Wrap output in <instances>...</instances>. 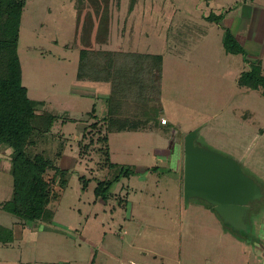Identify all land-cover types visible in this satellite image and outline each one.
Instances as JSON below:
<instances>
[{"label": "rangeland", "instance_id": "374dc122", "mask_svg": "<svg viewBox=\"0 0 264 264\" xmlns=\"http://www.w3.org/2000/svg\"><path fill=\"white\" fill-rule=\"evenodd\" d=\"M246 1L26 0L23 85L43 102L40 111L58 118L31 153L55 158L63 149L67 173L54 185L53 220L25 222L2 207L13 178L11 150L0 146V226L13 238L0 243V264H262L264 241L253 226L235 235L208 204L184 198V141L193 131L197 144L245 164L264 184V87L238 83L254 70L264 84V0ZM226 31L239 54L226 52ZM86 49L164 57L160 121L168 125L110 134L115 169L99 133H88L94 107L99 119L107 115L110 85L77 81ZM121 167L134 172L122 177ZM118 177L107 199L96 196L98 183ZM250 222L264 227V201Z\"/></svg>", "mask_w": 264, "mask_h": 264}, {"label": "trees", "instance_id": "16d2710c", "mask_svg": "<svg viewBox=\"0 0 264 264\" xmlns=\"http://www.w3.org/2000/svg\"><path fill=\"white\" fill-rule=\"evenodd\" d=\"M25 3L26 0H0V146L11 150L13 178L11 198L2 207L25 222H50L54 212L49 205L60 196L54 185L57 180L59 184L65 181L67 171L59 167L63 149L57 151L55 158L47 157L44 151L31 153L41 140L51 138L50 132L58 118L51 112L40 111L43 102L31 99L28 88L23 85L18 46ZM233 40L230 31H226L224 48L228 54H239L241 48L235 49ZM163 63L162 55L96 49L81 52L77 81L110 85L105 99L107 115L99 119L94 107L88 113L90 119L95 118L88 133H99L98 141L104 144L101 151L112 169L118 165L111 162L110 134L153 132L168 125V121L166 124L160 121L164 111L161 103ZM238 83L250 90L264 87L254 70L244 73ZM261 91L264 94V88ZM86 137L89 136L86 134L83 139ZM119 170L120 176L126 178L134 172L130 167ZM49 172L53 173L51 178L46 177ZM119 179L98 183L96 196L107 199ZM224 226L235 235H245ZM0 233V243L13 242V238H4L6 232L1 226Z\"/></svg>", "mask_w": 264, "mask_h": 264}, {"label": "water", "instance_id": "95a60500", "mask_svg": "<svg viewBox=\"0 0 264 264\" xmlns=\"http://www.w3.org/2000/svg\"><path fill=\"white\" fill-rule=\"evenodd\" d=\"M198 131L184 141V198L213 207L236 233L251 231V208L264 201V186L239 161L197 144Z\"/></svg>", "mask_w": 264, "mask_h": 264}, {"label": "crops", "instance_id": "0c3cea01", "mask_svg": "<svg viewBox=\"0 0 264 264\" xmlns=\"http://www.w3.org/2000/svg\"><path fill=\"white\" fill-rule=\"evenodd\" d=\"M248 2H249V0H247ZM247 1H246V3H247ZM82 83V82H81ZM84 83V82H83ZM89 83H93V82H89ZM98 84H100V83H98ZM101 84H107V83H101ZM109 95V94H108ZM108 97V96H107ZM106 97V98H107ZM105 98V99H106ZM105 101V100H104ZM176 137H178V136H176ZM180 138V137H179ZM243 166H245V164H243ZM245 168V167H244ZM264 182V181H263ZM263 186H264V184H262ZM250 220H251V217H250ZM251 223V222H250ZM254 225H255V223L253 224H251V226H253L252 228H255L254 230L258 233H255V234H257V236L259 237V238H261L260 240H262V241H264V227H261V231H259V229H260V225H259V223L257 222V227H254ZM255 225V226H256ZM263 250H264V248H263ZM263 257H264V254L262 255ZM262 264H264V258H263V262H262Z\"/></svg>", "mask_w": 264, "mask_h": 264}, {"label": "built area", "instance_id": "2783aa9c", "mask_svg": "<svg viewBox=\"0 0 264 264\" xmlns=\"http://www.w3.org/2000/svg\"><path fill=\"white\" fill-rule=\"evenodd\" d=\"M166 122H167V121H166L165 119H162V123H163V124H166Z\"/></svg>", "mask_w": 264, "mask_h": 264}, {"label": "flooded vegetation", "instance_id": "af4514ba", "mask_svg": "<svg viewBox=\"0 0 264 264\" xmlns=\"http://www.w3.org/2000/svg\"><path fill=\"white\" fill-rule=\"evenodd\" d=\"M254 208V207H253ZM253 208H251V210L253 209ZM250 215H251V211H250V213H249Z\"/></svg>", "mask_w": 264, "mask_h": 264}]
</instances>
